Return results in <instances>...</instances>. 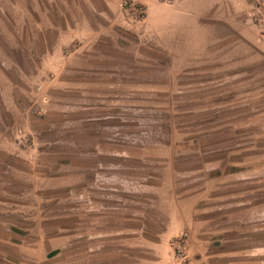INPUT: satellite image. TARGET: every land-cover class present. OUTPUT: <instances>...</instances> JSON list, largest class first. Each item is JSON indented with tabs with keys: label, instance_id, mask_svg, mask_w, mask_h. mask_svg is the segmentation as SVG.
Instances as JSON below:
<instances>
[{
	"label": "rangeland",
	"instance_id": "obj_1",
	"mask_svg": "<svg viewBox=\"0 0 264 264\" xmlns=\"http://www.w3.org/2000/svg\"><path fill=\"white\" fill-rule=\"evenodd\" d=\"M72 5L0 0V264H264V0Z\"/></svg>",
	"mask_w": 264,
	"mask_h": 264
},
{
	"label": "crops",
	"instance_id": "obj_2",
	"mask_svg": "<svg viewBox=\"0 0 264 264\" xmlns=\"http://www.w3.org/2000/svg\"><path fill=\"white\" fill-rule=\"evenodd\" d=\"M74 6L72 10H76L75 13L70 11L67 14L64 10L61 11V16L55 18L51 25H55V31L53 34L52 43H45V39L42 37L40 41L46 47V52L51 55H55V51L59 48L65 47L71 44L74 40H80L84 33L93 34L99 36L101 27L91 26L92 23L87 16L94 17L95 20H106L111 23V16L116 20L123 17L122 0H72ZM151 2L152 0H145ZM154 5V4H152ZM155 6V5H154ZM82 10V11H81ZM85 12V13H84ZM118 20V21H119ZM87 27V29H86ZM53 64V63H52ZM16 104H13L11 110L13 113L16 109ZM17 111V110H16ZM0 126L3 123L0 121ZM20 140H14L10 137H4L0 135V161L2 162L5 157L12 156L13 158H24V150L20 148ZM3 163V162H2Z\"/></svg>",
	"mask_w": 264,
	"mask_h": 264
}]
</instances>
